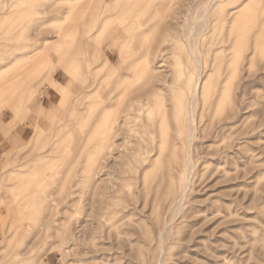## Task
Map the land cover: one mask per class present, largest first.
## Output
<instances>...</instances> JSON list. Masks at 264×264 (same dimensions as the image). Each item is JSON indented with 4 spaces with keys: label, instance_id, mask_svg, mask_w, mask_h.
Segmentation results:
<instances>
[{
    "label": "rangeland",
    "instance_id": "1",
    "mask_svg": "<svg viewBox=\"0 0 264 264\" xmlns=\"http://www.w3.org/2000/svg\"><path fill=\"white\" fill-rule=\"evenodd\" d=\"M208 1L0 0V264H264V0Z\"/></svg>",
    "mask_w": 264,
    "mask_h": 264
},
{
    "label": "bare ground",
    "instance_id": "2",
    "mask_svg": "<svg viewBox=\"0 0 264 264\" xmlns=\"http://www.w3.org/2000/svg\"><path fill=\"white\" fill-rule=\"evenodd\" d=\"M217 1L218 0H209L208 4L206 5V7H204V9L201 10V12L197 15L198 18H197L196 22L193 24V29L188 34L189 37H191V38L194 35L196 37L197 42L199 41L200 37L203 36L205 34V32L208 30V27H209V24H208V12H209V9L215 3H217ZM187 50L190 52L191 57L194 59V62L196 63L197 75L194 78V82H193V86H192L193 87L192 88V93H191V96L189 98V104H190V106H189V118H188L189 126H188V128L186 130V132H187V134H186L187 137H186V142H185L186 150H185V153L182 156V158H180V156H179L180 154H179V149H178V145L180 144L179 142L181 141L180 140V135L182 134V129L180 128L176 132V139L175 140H176L177 144H176V148H175V151H174V158H175V163L177 165L178 164L181 165L182 170H183V175H184V179L182 181L183 182L182 183L183 184L182 185V189L180 190L179 193L174 195V201H173L174 203H173V205H171V206H173L172 210H174L176 212H179L180 205L182 204V201H183V199L185 198V196L187 194L186 192H187L188 187H189V181H190L189 179L191 178L190 175H191V172L193 171L194 166H195V162H194V157H193L192 151H193V144H194V141H195L194 137H195V133H196L197 126H198V123L196 122L197 121L196 119H197V116H198V110H199L200 103L203 100V104H204V99L203 98L206 96V93L208 91V87L206 86L205 83L203 84V81H202V78H201V74H202V60H201L200 56L197 54V52L195 50H191L189 45H187ZM120 66H122V65H120ZM164 115H165V120H166V117L168 115L167 111H165ZM162 120H164V118H162ZM163 122H165V121H163ZM165 138H166V136H165ZM166 148H167V146H166ZM174 184H176V183L174 182ZM149 186H147V187H149ZM175 188L176 187L174 186V189ZM160 235H162V234H160Z\"/></svg>",
    "mask_w": 264,
    "mask_h": 264
}]
</instances>
